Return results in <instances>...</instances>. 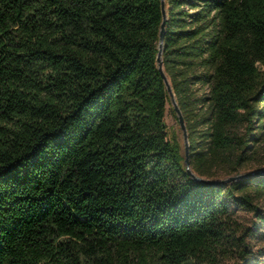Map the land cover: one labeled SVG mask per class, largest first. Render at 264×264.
<instances>
[{"label":"trees","instance_id":"16d2710c","mask_svg":"<svg viewBox=\"0 0 264 264\" xmlns=\"http://www.w3.org/2000/svg\"><path fill=\"white\" fill-rule=\"evenodd\" d=\"M165 7L191 170L264 169V0ZM162 19L161 0H0V264H264V173L198 181L168 131Z\"/></svg>","mask_w":264,"mask_h":264},{"label":"water","instance_id":"95a60500","mask_svg":"<svg viewBox=\"0 0 264 264\" xmlns=\"http://www.w3.org/2000/svg\"><path fill=\"white\" fill-rule=\"evenodd\" d=\"M161 9H162V15H163V19L161 22V27H160V33H159V51L157 54V64L159 67V70L165 80L167 89L169 91L170 97H171V102L172 105L174 107V110L177 114V118H178V122L180 124V127L183 131V141H184V164L186 166L187 171L194 177V179L198 180V181H202L204 183L207 184H220V183H229V182H233L239 178H242L248 174H251L253 172H249V173H245V174H238V175H231L229 177L226 178H222V179H206L203 178L201 176L196 175L190 167V159H189V140H188V133H187V128H186V124H185V120L183 117V114L181 112V109L176 101L175 98V94L173 92L171 83L164 71V67H163V59H162V52H163V41H164V35H165V23H166V7H165V0H161ZM257 173H264V169H261L259 171H257Z\"/></svg>","mask_w":264,"mask_h":264},{"label":"rangeland","instance_id":"374dc122","mask_svg":"<svg viewBox=\"0 0 264 264\" xmlns=\"http://www.w3.org/2000/svg\"><path fill=\"white\" fill-rule=\"evenodd\" d=\"M165 121H166V125L168 128L169 133L171 134V136H175L177 138V140L179 141L180 145H181V152L184 155V141H183V131L180 127V124L178 122V118H177V114L174 110V107L172 105V102H170L169 104H167V111H166V117H165ZM261 158L264 159V152H262ZM262 167L258 164V163H251L247 168L242 169L240 171V173H247L249 171H255L258 169H261ZM238 218L246 223H250L252 219V216L250 213L246 212V211H239L238 213ZM259 243V242H258ZM263 242H260V245L263 244ZM257 261V260H255ZM257 263V262H256Z\"/></svg>","mask_w":264,"mask_h":264}]
</instances>
